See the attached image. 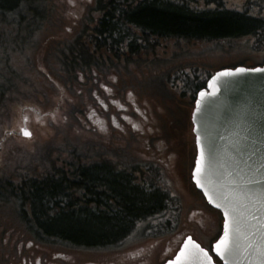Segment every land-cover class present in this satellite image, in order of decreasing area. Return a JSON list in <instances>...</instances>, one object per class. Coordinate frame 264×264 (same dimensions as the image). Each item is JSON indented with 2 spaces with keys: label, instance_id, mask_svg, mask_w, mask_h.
Masks as SVG:
<instances>
[{
  "label": "rangeland",
  "instance_id": "1",
  "mask_svg": "<svg viewBox=\"0 0 264 264\" xmlns=\"http://www.w3.org/2000/svg\"><path fill=\"white\" fill-rule=\"evenodd\" d=\"M89 1L47 0L43 18L37 20V23L33 20L35 25L31 26L32 33L24 31L23 37L26 41L19 40L17 44L24 45L15 51L12 47L15 43L13 36H3L4 33L0 31L3 34V37L0 36V42L4 47L0 50V82L3 85V82L9 83L12 80V75L11 80H7L11 70L4 67L5 60L18 75L13 80L15 88L11 90L12 97H7V101L0 99V107L4 105L0 113V138L5 130L20 127V110L24 106L34 107L38 116H42L35 121L31 114L32 120L27 123L31 133L30 140L10 137L0 146V182L9 181L17 187L24 181L37 180L47 175L48 172L43 167L48 163L71 161L70 155L73 154L75 145L101 146L102 149H107V157H92V160L107 159L116 162L122 161L126 155L125 161L132 164L149 163L145 164L147 166L144 170L149 168L151 174L147 170L149 175L143 176H151L160 186H168L178 198L184 224L181 232L184 235H192L209 250L220 230L221 218L205 205L201 195L189 181L195 156L189 123L193 106L189 103V94L182 92L180 79H183L184 75L181 73L185 72L191 78V72L195 71L202 78L223 68L253 67L260 64L264 59V30L258 37L251 35L219 41L155 38V42L150 41L149 48L126 53L120 59L122 72L118 60L110 59L108 64L113 72L107 78L108 87L105 90L99 85L96 86L94 93L89 94L91 100L84 89L80 94L78 86L73 89L76 83L83 84L87 78L82 80L79 75L77 78L73 77L72 82L63 80V75L68 72V65L62 60V52L70 47L75 34H83L77 26L80 18L84 16V11L86 15ZM182 1L199 10L205 7L213 8L217 2ZM218 1L224 10L264 19V0ZM2 28L6 32H14L9 22L0 25V30H3ZM144 42V46H148L147 41ZM176 74L179 76L176 77ZM174 79L176 82L173 83ZM114 81L116 83H113ZM101 93H106L104 99H101ZM109 99L113 102L110 103ZM58 105L59 108L63 106L60 113L57 111ZM117 105H128L130 110H116ZM93 109L100 110L106 116L110 127L120 113H123V118L134 117L141 122L143 132L139 130L140 132L134 133L133 139H115L114 143L108 142L106 147L100 136L96 140L93 138ZM106 109L107 112H104ZM126 132L120 134L126 136ZM61 166L51 167L58 170ZM61 168L67 170V166ZM29 177L34 179L25 180ZM1 196L0 244L2 241L4 244L0 246V261L4 258L6 261L0 264H7L13 257L25 255L22 252L24 248L18 250L19 253L16 248L9 252L10 241L16 233L26 232L28 225H34V222L27 223L28 218L23 216L25 209H28L27 203L22 205L18 199L5 193ZM10 230L14 232L8 234ZM119 246L123 247L124 251H129L144 245L136 243V239L132 238ZM157 247L156 251H161L163 243Z\"/></svg>",
  "mask_w": 264,
  "mask_h": 264
},
{
  "label": "trees",
  "instance_id": "2",
  "mask_svg": "<svg viewBox=\"0 0 264 264\" xmlns=\"http://www.w3.org/2000/svg\"><path fill=\"white\" fill-rule=\"evenodd\" d=\"M46 1L0 0V25L9 22L14 31L6 32L2 28L3 30L0 31L4 35L0 33V36H13L15 39L12 45L13 51L23 47L24 43L18 45L17 42L26 41L23 37L24 31L32 33L31 26L35 25L33 20L37 23V20L43 18ZM136 5L133 9L132 5L127 6L126 11L123 8L111 11L107 19L100 22L101 31L105 33L106 28L116 23L115 20L114 22L110 20V17L113 19L115 16L124 18L127 24L136 26L140 32L159 39L219 41L257 35L264 30V22L261 19L224 10L218 0L213 8L205 7L200 10L182 1L173 2V0H141ZM107 34L110 37V31ZM116 44H119V41ZM133 44L134 42H131V45ZM3 49L0 42V50ZM5 61L4 67L11 70L7 80H11V75L12 80L9 83L3 82V85L0 82V99L2 98L3 101H7V97H12L11 92L15 88L13 80L18 77L17 72L8 66L7 60ZM181 74L184 75V78L180 79L182 92L189 94V103L193 106L195 93L204 87L205 80L210 74L200 78L199 74L193 71L192 79L185 72ZM1 75L0 72V77ZM3 106L0 107V113ZM125 157L122 161L128 163L123 166L122 174L115 173L108 166L94 165L89 169L80 168L75 183H70L64 178L59 181L30 180L15 187L9 181H4L0 182V198L3 193L21 195L22 198L17 197L18 201L21 204L23 201L27 203L32 211L30 217L32 222L40 225L46 237L85 245L111 242L118 239L135 222L144 219L145 215L153 213L164 205L163 199L156 194V184L146 183L143 180L136 181L134 178L146 165L132 164L125 161L127 160ZM64 176L68 174L60 177ZM46 178H52V173L47 174ZM70 187L82 190L89 196L84 207L71 209L66 202L64 204L63 190H69ZM59 204L64 205L54 214L53 208ZM89 204L94 206L89 208Z\"/></svg>",
  "mask_w": 264,
  "mask_h": 264
},
{
  "label": "flooded vegetation",
  "instance_id": "3",
  "mask_svg": "<svg viewBox=\"0 0 264 264\" xmlns=\"http://www.w3.org/2000/svg\"><path fill=\"white\" fill-rule=\"evenodd\" d=\"M139 1L141 0L89 1V5L86 9V15L84 11V16L80 18L77 26L79 27L80 33L83 34H79L77 36L75 34L70 47L64 49L62 52V60H65V64L68 65V72L64 74L65 76L63 75V80L66 82H72V78H77L79 75L82 80L87 78V81L83 84L76 83L73 86V89H76V86L80 88L78 90L79 94L84 89L86 91L85 94H87V96L92 100L89 94L94 93L96 86L99 85V87L105 88V90L108 87L107 85L109 80H107V78L110 77L111 72H113L110 69L111 65L108 64L110 59L116 58L118 60V64L122 66V69L120 68V72H122L123 65L120 64V59L125 56L126 53H131L134 50L140 51L145 47L149 48L151 44L150 41L154 40L155 42V37L150 34L140 32L139 28L134 25L127 24L124 18H119L118 16H115L113 19L110 17V20L112 22L115 20L116 23L111 27L106 28L104 30L105 33L101 31L102 27L100 22L103 19H107V16L111 11L114 12L115 10L122 8L126 11L127 6L129 5H132L133 9L137 6L136 4ZM109 4L111 5L109 6ZM244 14L247 15L246 13ZM259 19L264 22V19ZM83 26H86V28H83ZM108 31H110V37L109 34H107ZM261 33L262 32H259L255 37L260 36ZM116 40L119 41V44H116ZM145 40L147 41L146 44L148 46H144ZM131 42H134V44L131 45ZM65 45L66 44H64V46ZM263 61L264 60H262L260 64L253 67L260 66ZM113 83L116 82L114 81ZM120 92L121 91H119V93ZM100 95L101 99H104L106 93H101ZM109 101L110 103L113 102L112 99H109ZM62 108L63 106L59 108L58 105V113H60ZM116 110L129 112L130 109L128 105H124V107L117 105ZM94 111L95 112L93 113L91 112V116H93L91 123L92 125H95V127L92 128L94 130L92 133L95 134L93 138L96 140L98 139V136H100L99 138L103 139L106 147L108 142L114 143L115 139L120 140L121 138L126 137L127 140H129L130 138L133 139V134L137 131L140 130L141 133L143 132L141 122L134 117L130 116L129 118H123V113H120L116 120H113L112 127H110L106 116L103 115L100 110ZM104 112H107V109ZM20 113V127L16 126L14 129L5 130L0 138V146H2L10 137L25 140L31 139V133L27 126L28 121L32 120V118H30L31 114L34 116L33 118L35 121L41 119L42 116H38V112L31 106H24L20 110ZM120 118L123 119L119 121ZM24 131L29 132L30 135L24 136ZM124 131H128L130 133L128 134V132H126V134H124L126 136H123L120 133ZM85 135H87V133H85ZM134 139L136 140L135 136ZM88 148L93 149L94 151H91ZM106 150L107 149H102L101 146L97 147L87 144H79L78 146L75 145L72 151L73 154L70 155V157H72L71 161L64 163L55 161L52 163L46 162L48 165L44 166L43 169H46L48 172L47 174L52 173V178H46V175H44L37 178V181H45L48 179L59 181L64 178L70 183H75L78 179V176L76 175L78 174L80 168L89 169L94 165L108 166L111 167L115 173L122 174L123 166L128 162L121 160V162H114L107 161V159L92 160V157H107ZM88 155L91 157L87 158ZM120 155H122V153ZM83 158H85V160ZM142 164L145 165L149 163L144 162ZM52 165H54V167H57V165L67 166V170H63L61 168L62 166L58 167V170H53L51 167ZM147 170L150 172V169L146 168V170L139 171L140 174H136L134 178L136 181L143 180L146 183H156V194L163 199L164 205L153 213L145 215L144 219L135 222V224L118 239L111 242H102L92 245L72 243L70 241H62L46 237L43 235L40 225H28L26 232L15 234L14 238L11 239L9 246V252H12V249L16 248L17 253H19L18 250L24 248L22 252H24L25 255L19 258L13 257L7 262V264H166L167 262L172 261L184 241L189 237L203 247L202 244L194 239L192 235H184V233L181 232L184 224L182 221V213H180L179 201L175 192L171 191L166 185L160 186V183L157 184L156 180H152L151 176H141L144 174L149 175ZM65 174H68V176L60 177ZM28 179L34 178L29 177L25 180ZM161 181L163 183V180ZM63 191L65 192L63 196V199L65 200L64 204L66 202L69 207L71 206V209L84 207L85 203L89 200V196L87 194L74 187H70L69 190L64 189ZM5 195L14 197L15 199H17V197L22 198L19 194ZM22 205H26V203L23 201ZM63 205L59 204L58 206H55L53 208V213L55 214L59 212ZM93 206L94 204H89L88 207L90 208ZM31 213L32 211L29 208L27 210L25 209V215L23 214V216L28 218L27 223L32 221L31 218H29L31 217ZM13 232V230H10L8 231V234ZM132 238L136 239V243H142L144 246L124 251L122 249L123 247L119 245ZM161 243H163L162 250L156 251L158 248L157 246ZM212 243L210 244L209 250L207 247H203L208 251L209 255H211ZM3 244L4 242L2 241L0 246ZM4 261H6L5 258L1 259L0 262ZM212 261L214 264H221L214 256H212Z\"/></svg>",
  "mask_w": 264,
  "mask_h": 264
},
{
  "label": "water",
  "instance_id": "4",
  "mask_svg": "<svg viewBox=\"0 0 264 264\" xmlns=\"http://www.w3.org/2000/svg\"><path fill=\"white\" fill-rule=\"evenodd\" d=\"M190 120L195 145L191 182L222 218L212 255L221 264H264V62L211 75L196 94ZM197 158H201L199 173L195 172ZM193 175L202 187L196 186ZM225 210L231 251L222 258L215 248L224 235ZM182 249L179 264H214L208 252L199 251L188 238L172 261Z\"/></svg>",
  "mask_w": 264,
  "mask_h": 264
},
{
  "label": "snow or ice",
  "instance_id": "5",
  "mask_svg": "<svg viewBox=\"0 0 264 264\" xmlns=\"http://www.w3.org/2000/svg\"><path fill=\"white\" fill-rule=\"evenodd\" d=\"M237 71H244L243 69H238ZM223 75H231V73H223ZM204 93H201V96H204ZM24 135L28 136L30 135L29 132L24 131ZM199 138H197V145L199 146ZM203 153H201V157H202ZM201 171V158H197L195 161V172L199 173ZM193 179L195 181V184L197 187H202L201 182L199 179L196 178L195 175H193ZM249 183H251V181H249ZM205 196L208 195L207 192L204 193ZM217 208H220L221 205L220 204H216ZM228 216V212L227 210H225L224 213V223H223V229H224V235L221 237L220 241L216 244V252L218 255H220L222 258L224 255H226L228 252L231 251L230 247H229V242H228V237H229V221L227 219ZM188 243L189 244H193L195 248L199 249V251L203 252L204 250L202 248H200V246L198 244H195L194 241H192V239L189 237L188 238ZM187 247V245L185 246ZM184 255V251L183 249L181 250V254L180 256H177L176 261H169V264H179V261L181 259V256ZM209 264H211V261H209Z\"/></svg>",
  "mask_w": 264,
  "mask_h": 264
}]
</instances>
